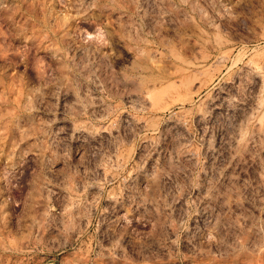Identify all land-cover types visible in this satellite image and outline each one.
Masks as SVG:
<instances>
[{
	"label": "rangeland",
	"instance_id": "obj_1",
	"mask_svg": "<svg viewBox=\"0 0 264 264\" xmlns=\"http://www.w3.org/2000/svg\"><path fill=\"white\" fill-rule=\"evenodd\" d=\"M0 264H264V0H0Z\"/></svg>",
	"mask_w": 264,
	"mask_h": 264
}]
</instances>
